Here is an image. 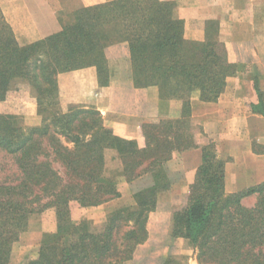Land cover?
Instances as JSON below:
<instances>
[{
  "label": "trees",
  "instance_id": "trees-1",
  "mask_svg": "<svg viewBox=\"0 0 264 264\" xmlns=\"http://www.w3.org/2000/svg\"><path fill=\"white\" fill-rule=\"evenodd\" d=\"M216 29L206 23L202 41L188 40L175 2L113 0L80 8L58 33L19 46L0 12V100L23 83L41 117V126L25 130L18 117L0 114V153L14 171L0 180V264L9 263L12 245L29 218L46 210H53L55 230L42 235L36 259L25 264L131 260L147 239L146 223L158 193L169 188L163 164L172 152L193 145L188 114L143 125L139 147L113 135L93 108L69 106L62 112L57 76L93 67L98 85L106 86L104 49L124 42L134 86H155L160 98L182 101L185 113L193 91L201 101L214 102L236 73ZM255 89L259 101L251 111L264 116V94ZM107 151L117 160L112 170ZM224 165L214 144L201 149L184 204L171 213L170 237L189 243L201 264H264V181L226 194ZM144 175L150 176V184L132 194L131 206L110 210L100 229L88 220L71 219L73 205L86 209L118 199L120 179L130 183ZM247 198H253L251 206L242 203ZM162 264L178 263L167 257Z\"/></svg>",
  "mask_w": 264,
  "mask_h": 264
},
{
  "label": "crops",
  "instance_id": "crops-1",
  "mask_svg": "<svg viewBox=\"0 0 264 264\" xmlns=\"http://www.w3.org/2000/svg\"><path fill=\"white\" fill-rule=\"evenodd\" d=\"M111 1L0 0V12L17 44L26 46L58 33L61 23L74 11ZM162 1L176 3V16L184 22V37L188 40H203L206 23L215 24L216 36L224 45L227 60L237 70L226 79L224 90L216 101L203 102L198 91H193L188 99L189 110L182 113V101L160 98L155 86L135 87L124 42L104 49L106 86L98 85L93 67L57 76L62 112L69 106L93 108L113 135L135 141L139 147L143 145V125L174 121L180 119L181 114H188L193 145L172 152L163 164L169 188L158 193L156 208L148 216L146 242L150 244L159 243L168 233L173 200L188 194L204 146L214 144L217 156L225 160L226 194L264 181V154L255 149L264 146V116L251 111V106L259 101L255 86L264 94V0ZM0 114L22 116L24 125L30 127L41 123L36 102L23 83H18L0 100ZM150 182L148 175L130 183L120 179V198L132 196ZM118 202L119 198L91 208H102L101 218L104 219ZM71 218L74 222L80 221L74 213Z\"/></svg>",
  "mask_w": 264,
  "mask_h": 264
},
{
  "label": "rangeland",
  "instance_id": "rangeland-1",
  "mask_svg": "<svg viewBox=\"0 0 264 264\" xmlns=\"http://www.w3.org/2000/svg\"><path fill=\"white\" fill-rule=\"evenodd\" d=\"M18 119L19 124L23 125L25 130L41 126L40 123L38 126L30 127L24 125L22 116L18 117ZM255 149H260L259 151H264V146H259ZM105 160L107 167L110 170L114 169L117 162L115 153L112 151L105 152ZM0 164L1 168H3V170L0 171V180L4 179L5 177L11 178L14 174L12 163L6 156L1 153ZM119 185L120 184H118V188L120 189ZM184 201V197H179L173 200L171 211L179 209L184 204ZM252 202L253 198H247L243 200L242 203L245 206H251ZM132 204V196L126 195L125 197L119 198V202L117 203V205H115L116 207H112L111 209H109V211L112 209L119 208L121 206H131ZM78 212L80 213L78 214ZM72 213L76 214L77 219L80 221H90L92 227L95 229H100L105 221V218H101L102 213H104V211L100 207L94 209L91 207L86 209H80L77 207V205H73L70 209L71 217ZM54 221L55 220L53 210H46L41 214L31 216L28 220L25 231L20 234L18 241H16L12 245L8 264H25L26 261L36 259L42 235L45 233H52L55 230ZM167 257L173 259L178 264H201L197 261L196 252L189 243H187L183 239H171L170 226L168 233H165V236H163V238L159 240V243L157 242L150 244L145 241L144 243L138 245L133 253L131 260L123 264H162L163 260Z\"/></svg>",
  "mask_w": 264,
  "mask_h": 264
}]
</instances>
